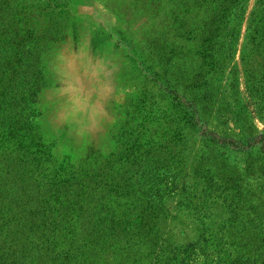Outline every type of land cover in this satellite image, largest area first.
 Instances as JSON below:
<instances>
[{"label": "rangeland", "instance_id": "obj_1", "mask_svg": "<svg viewBox=\"0 0 264 264\" xmlns=\"http://www.w3.org/2000/svg\"><path fill=\"white\" fill-rule=\"evenodd\" d=\"M261 1L0 0V264H264Z\"/></svg>", "mask_w": 264, "mask_h": 264}, {"label": "trees", "instance_id": "obj_2", "mask_svg": "<svg viewBox=\"0 0 264 264\" xmlns=\"http://www.w3.org/2000/svg\"><path fill=\"white\" fill-rule=\"evenodd\" d=\"M243 1V0H224V4L225 6H223L222 10L220 8H216L215 9V18L213 19L212 24H216L217 22L221 21V16L225 17V13H229L232 9V6H238V4ZM263 1V0H262ZM261 1L260 4V9L261 6L263 5V2ZM213 3H216V0H213ZM222 11V12H221ZM262 16H263V11L261 12ZM263 21H264V16L259 19V16H255V20L254 23L256 24L254 27V36H262L264 37V27H263ZM210 36V35H209ZM205 38L203 40L204 44L210 45L212 44L211 42H213V38L212 37H203ZM259 47V45L257 46ZM255 49V48H254ZM199 75V73H198ZM200 76V75H199ZM179 110H181L182 113V118L187 122V123H191L194 122V118L192 117V114L194 115V111L192 109L191 105H186L184 103H181L179 105ZM184 122L185 125H187V123ZM197 123L194 122V125H196ZM197 126V125H196ZM43 210L41 212L42 216H37L35 215L36 219H34L33 222L26 224V222L24 221L22 223V228H34L37 227L39 224H41L42 227V231H40L39 229L35 232V235L40 234V237H42V248H44L45 250H49V249H54V247H57L56 243H55V238L57 236V230L61 227V229L66 225L65 221L67 223V218H70V216H72V213H70V209L68 210V212H65L62 208L61 209H54L50 207L49 203H46L45 205L42 206ZM26 218V217H24ZM32 221V220H31ZM73 221V220H72ZM68 224V223H67ZM27 228V229H28ZM69 229H71V226L68 225L65 228V231L60 232V234H65V236H72L73 239H75L77 237V235H71V231H69ZM71 241V239H70ZM77 241H71L70 242V246L71 245H75ZM75 246H71L67 252H65L64 255V261H66V263L64 264H70L72 263L73 259L77 260L76 258H78L77 252H79V249H75ZM58 248V247H57ZM188 252V250L186 249L183 254H186ZM57 260H55V262H57ZM48 264V263H47Z\"/></svg>", "mask_w": 264, "mask_h": 264}]
</instances>
